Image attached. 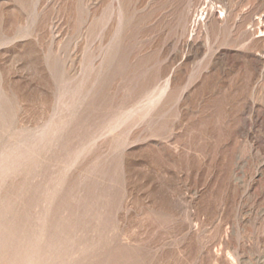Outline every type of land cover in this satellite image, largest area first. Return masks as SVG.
<instances>
[{
  "label": "rangeland",
  "instance_id": "obj_1",
  "mask_svg": "<svg viewBox=\"0 0 264 264\" xmlns=\"http://www.w3.org/2000/svg\"><path fill=\"white\" fill-rule=\"evenodd\" d=\"M0 205V264H264V0H0Z\"/></svg>",
  "mask_w": 264,
  "mask_h": 264
},
{
  "label": "bare ground",
  "instance_id": "obj_2",
  "mask_svg": "<svg viewBox=\"0 0 264 264\" xmlns=\"http://www.w3.org/2000/svg\"><path fill=\"white\" fill-rule=\"evenodd\" d=\"M201 11H202V10H201ZM190 14H191V13H190ZM194 21H195V20H194ZM0 206H1V205H0ZM1 207H3V206H1ZM1 207H0V208H1ZM15 210H16V209H15ZM7 212H8V211H7ZM8 213H9V212H8ZM3 236H4V235H3ZM4 237H5V236H4ZM16 239H17V238H16ZM18 239H19V238H18ZM18 239H17V240H18ZM17 240H16V242H17ZM15 244H16V243H15ZM15 244H14V245H15ZM25 247H26V246H25ZM0 248H1V247H0ZM12 248H13V247H12ZM10 250H12V249H10ZM6 252H7V251H6ZM8 252H9V250H8ZM9 253H11V252H9ZM6 255H7V254H6ZM12 257H13V256H12ZM4 258H5V257H4ZM8 258H9V257H8ZM19 258H20V257H19ZM2 260L4 261V259H2ZM5 260H7V259H5ZM4 262H5V261H4Z\"/></svg>",
  "mask_w": 264,
  "mask_h": 264
}]
</instances>
